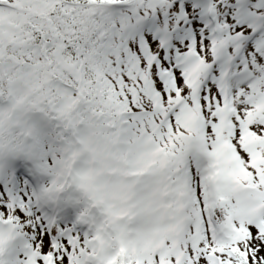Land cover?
I'll return each instance as SVG.
<instances>
[{"label": "snow or ice", "instance_id": "1", "mask_svg": "<svg viewBox=\"0 0 264 264\" xmlns=\"http://www.w3.org/2000/svg\"><path fill=\"white\" fill-rule=\"evenodd\" d=\"M0 264H264V0H0Z\"/></svg>", "mask_w": 264, "mask_h": 264}]
</instances>
